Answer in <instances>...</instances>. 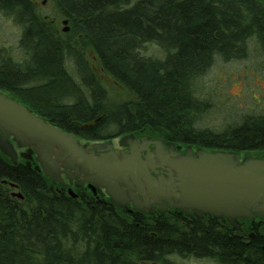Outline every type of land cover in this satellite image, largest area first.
Wrapping results in <instances>:
<instances>
[{"label": "trees", "instance_id": "obj_1", "mask_svg": "<svg viewBox=\"0 0 264 264\" xmlns=\"http://www.w3.org/2000/svg\"><path fill=\"white\" fill-rule=\"evenodd\" d=\"M52 2L69 21L68 34L39 21L30 1L0 0V11L16 19L24 30L22 45L34 55V65H24L21 73L0 66L1 92L24 90L28 81L44 82L32 91L52 90L65 80L64 67L71 62L90 97L49 117L69 134L95 137L102 135L100 127L114 126L117 136L146 134L183 146L264 151V115L248 117L218 135L197 129L194 120L207 103L198 98L201 81L215 63L245 60L251 43L264 62V0ZM149 44L160 47L162 59L141 53ZM87 53L133 100L108 102ZM100 118L98 128H83ZM11 184L19 188L22 201L12 198ZM262 245L258 236L247 245L193 219L135 217L132 223L103 205L83 209L55 192L43 175L14 165L0 152V264H136L133 256L143 264H172L171 257L264 264Z\"/></svg>", "mask_w": 264, "mask_h": 264}, {"label": "water", "instance_id": "obj_2", "mask_svg": "<svg viewBox=\"0 0 264 264\" xmlns=\"http://www.w3.org/2000/svg\"><path fill=\"white\" fill-rule=\"evenodd\" d=\"M63 25L67 26L68 21ZM68 32L66 28L64 33ZM14 144L19 149H28L23 155L27 160L36 156L43 174L53 184L63 185L62 174L71 177V171H75L77 176L84 175L93 187L104 189L121 206L128 204L127 189L133 188L130 196L135 199L141 196L148 209L153 204L162 207L163 201L173 198L178 202L175 208L185 214L192 211L198 218L202 214L226 218L235 231L241 229L238 219L252 218L251 214L264 219V160L261 159L245 158L241 162L235 153L205 150L194 153L191 148L181 155L175 144L165 145L161 139L148 137L141 141L133 137L122 144L131 145L132 151L121 156L113 152L111 143L95 144L89 151L79 144L75 135L50 125L28 107L0 92V152L16 164ZM142 153H146L144 158ZM157 169H165L169 180L153 177L152 174H158ZM11 187L17 188L13 184ZM147 196L153 200L152 204ZM14 197L24 199L20 193ZM135 199L134 204L139 207Z\"/></svg>", "mask_w": 264, "mask_h": 264}, {"label": "rangeland", "instance_id": "obj_3", "mask_svg": "<svg viewBox=\"0 0 264 264\" xmlns=\"http://www.w3.org/2000/svg\"><path fill=\"white\" fill-rule=\"evenodd\" d=\"M35 6L36 17L54 32L64 33L69 28V21L63 19L56 12L52 0H28ZM137 1V0H133ZM68 21L64 26L63 22ZM24 30L16 19L0 11V66L12 69L16 64L34 65L33 52L28 51L22 45ZM253 44H250V56L245 60L232 61L230 63L217 62L209 70L201 81V94L198 98L207 103L202 110L195 114V127L199 130L210 131L213 134H222L226 130L241 125L248 117H259L264 114V62L253 53ZM141 53L146 58H163V52L157 45L149 44ZM29 54V55H28ZM88 65L97 75L100 85L107 93L108 102L118 105L133 100L132 95L120 84L103 72L99 61L93 54L85 56ZM74 64V63H73ZM71 62L65 64L64 81L54 84L52 90L32 91V87H43L42 81L28 82L25 89L14 94L3 92L18 100L32 104L42 115L50 114V118L66 107H72L78 102V98L89 99V91L83 85L76 66ZM25 66V67H26ZM75 91V92H74ZM12 98V97H11ZM208 100V101H207ZM47 104V107L43 103ZM49 105V106H48ZM102 136H116V128L108 126L102 129ZM11 160V159H10ZM12 161V160H11ZM13 162V161H12ZM15 194L20 191L15 190ZM21 194V193H20ZM172 264H219L213 259H195L171 257ZM133 262H138L133 256Z\"/></svg>", "mask_w": 264, "mask_h": 264}, {"label": "flooded vegetation", "instance_id": "obj_4", "mask_svg": "<svg viewBox=\"0 0 264 264\" xmlns=\"http://www.w3.org/2000/svg\"><path fill=\"white\" fill-rule=\"evenodd\" d=\"M23 65L16 64L15 68L17 67V70L19 73L21 71L25 70V67H22ZM67 73V72H66ZM25 77V76H24ZM32 83L31 81H28ZM8 89V88H7ZM13 89V88H12ZM9 90V89H8ZM19 89H13L10 90L12 94L14 92L16 93ZM14 100L18 101L21 103L19 100H17L13 95L11 96ZM87 101V99L85 98ZM22 104V103H21ZM28 107V106H27ZM264 115V114H263ZM261 115V117L263 116ZM39 117L45 119L50 125L52 123L49 120L50 114H47L45 116L38 115ZM260 117V116H259ZM104 119V118H103ZM96 120L92 121L91 123H94ZM102 122V121H101ZM97 123L92 127V129L98 128L100 123ZM54 126V125H53ZM105 127H100L99 130L104 129ZM76 136V135H75ZM133 137L141 141L143 138H152L154 140H157L158 138L151 137L146 134H126V135H120V136H95V137H90V135L86 136H76L79 144L83 147H86L87 150H93V146L95 144H107L111 143V147L113 152H115L118 156H121L123 153H131L132 148L130 146H124L122 144H127L131 139L133 140ZM159 140V139H158ZM165 145H168L170 143L164 142ZM16 152L18 154L17 158V163L14 165H26L28 170H34L40 175H45L43 174L42 170L40 169L39 164L36 162V156H32V160H27L23 155L27 152L28 149H19L15 144ZM176 148H180L177 150L181 155H185L186 151L188 148H191L194 153L198 150H205L210 153L213 152H231L235 153L237 156L241 158V162L245 158H253V159H261L264 160V151H241V150H232V149H227V148H212V149H207L204 147H196V146H191V145H186L183 146L181 144H175ZM151 151L154 150L153 147H150ZM98 154V153H96ZM146 153H142V158H144ZM29 162L31 165H29ZM14 163V162H13ZM39 168V169H37ZM158 174H152L153 177L158 179L160 176H163L167 180H169L168 172L165 169H157ZM48 179L47 177H45ZM51 184L53 185L55 192L59 194H64L72 200L73 202H76L81 208L87 209L89 206L92 205V208H95V206H106L108 208H111L113 211L118 213L122 218L125 220H128L129 222L133 223V220L135 217H141L144 219H150L154 220L156 218L160 217H166V218H172L174 216L178 217H183L185 219H191L194 220V222H201V223H210L213 224L214 226L218 227L221 230H226L227 234L229 236L231 235H236L239 237L243 243H246L247 245L251 243V241H254L256 237H260L262 240L263 245L261 246V251L264 252V219H261L259 215L251 214L252 218H246V219H238V222L240 224V230L235 231L233 228V225L226 219V218H220L216 219L211 215H203L202 218L196 217L192 211H190V215L185 214L182 210L176 209L175 206L178 204L173 198L169 200V202L163 201L162 204L163 206L160 207L159 205L153 204L150 206L148 209L145 207V200L139 196L138 198L135 199V197L130 196V194H133V188L131 190L127 189V200L128 204L121 206L117 203H114L112 199L107 195L106 191L104 189H99L96 187H93L90 183L85 181V176L80 175L77 176L75 171H71V177H68L64 173L62 174V180H63V185L61 184H53L50 179H48ZM126 189L125 187H123ZM10 189L12 190L11 196L12 198L14 197V191L17 190L19 191V188H12L10 186ZM149 199V204H152L153 200L150 199V196H147ZM134 199L139 202V207L134 204ZM20 200V199H18ZM22 201V200H21Z\"/></svg>", "mask_w": 264, "mask_h": 264}, {"label": "bare ground", "instance_id": "obj_5", "mask_svg": "<svg viewBox=\"0 0 264 264\" xmlns=\"http://www.w3.org/2000/svg\"><path fill=\"white\" fill-rule=\"evenodd\" d=\"M28 55H29V54H28ZM100 119H103V118H100ZM98 120H99V119H98ZM96 121H97V120H96ZM96 121H95V122H96ZM101 121H102V120H101ZM101 121H100V122H101ZM93 124H94V123H91V124H88V125H84L83 128H84V129L92 128L93 126H91V125H93ZM85 126H89V127L85 128ZM16 153H17V152H16ZM17 155H18V154H17Z\"/></svg>", "mask_w": 264, "mask_h": 264}]
</instances>
